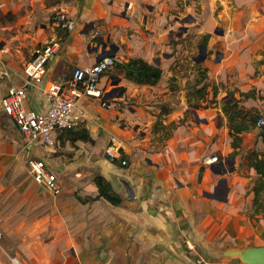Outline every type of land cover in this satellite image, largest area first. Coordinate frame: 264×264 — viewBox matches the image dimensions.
<instances>
[{"label": "crops", "instance_id": "0c3cea01", "mask_svg": "<svg viewBox=\"0 0 264 264\" xmlns=\"http://www.w3.org/2000/svg\"><path fill=\"white\" fill-rule=\"evenodd\" d=\"M10 1L0 0V7ZM65 1L71 5L69 15L78 21L102 18L108 30L107 42L86 53L80 42V37L87 34L83 26L78 25L70 33L63 32L61 48L49 62L43 82L29 85L28 109L46 110L48 101L43 91L46 83L61 77L71 65L76 67L96 62L105 49L116 51L115 55L122 61L142 57L159 65L163 75L157 84L147 85L127 79L117 68L111 75L105 73L101 81L105 95L114 89L118 78V85L125 87V91L121 96H117L120 91H116L112 97H105L112 101L110 107L102 105L98 98L81 99L80 107L86 115L83 125L94 142L81 139L73 142L64 131L58 136V147L51 148L43 145L40 138L27 139L3 111L1 98L11 86H20L25 81L24 69L5 68L9 74L4 75L7 79L0 80V133L4 139L16 142L21 149L17 156L11 157L16 158L15 163L26 158L44 159L57 174L63 190L57 196L48 193L34 180L29 169V172H4L0 175V229L11 232L12 236L16 234L14 230L20 228V233L24 229L28 235L16 256L9 253L0 239V264H144L145 261L151 264L162 246L177 255L184 241L196 245L206 243V221L216 219V206L222 203L206 196V193H216L217 181L220 180L218 177L213 183L208 182L212 178L209 170L219 171L208 159L217 156L223 160L234 148L229 138L222 139V145L212 143L211 128L198 122L205 120L207 113H196L192 105L199 102H189L197 81L196 70L193 63L180 53L187 51L181 46L186 43L184 39L188 34L212 33L216 19L208 18L194 28L197 22H193L191 17L192 0ZM199 1L212 3L216 0ZM173 19L180 22L178 27H175V22L171 23ZM256 20L259 23L251 29L228 27L224 30L216 27L218 35H210L212 41H219L220 47L216 59L218 70L212 75L213 85H209L206 96L218 99L220 94L229 93L227 101H231L234 95L240 99L239 105L243 108L257 100L254 84L246 82L237 68L229 67L239 60L243 48H255L259 42L263 43L264 24L261 25L255 16L250 22L255 24ZM240 31L246 32V39L237 38ZM173 39H180L182 43L177 42L175 46ZM112 45L118 48L112 49ZM171 47L178 50L168 53ZM201 49L206 54L207 45ZM206 57L207 54L202 61ZM0 76L3 77L2 74ZM210 80L205 78L198 82V87ZM253 82H257L256 79ZM213 87L218 89L216 97ZM249 91L253 92L250 97L241 95V92ZM204 99L206 97L200 100ZM188 113L189 119L185 120ZM225 116L226 122L228 117ZM173 123L178 126L173 127ZM227 128L230 135L229 120ZM246 131L250 130H244L241 135ZM63 134L66 137L60 144ZM111 138H116L127 154V165L119 167L106 157V147ZM22 139L28 141L26 153L20 148ZM57 149L60 154L54 153ZM201 167L204 170L200 176ZM100 174L111 181L121 194V204L114 205L105 198L80 201L78 196L86 198L98 194L94 178ZM4 180L13 181V186L24 185L21 197L14 194L15 189H3ZM229 206L227 209L237 214L243 210L237 204ZM219 213L222 214L221 211ZM196 216L198 220H195ZM243 219L235 214H230L226 220L220 216L214 227L224 231L234 242L238 238L255 246L264 245V218L250 224H244ZM191 224L198 229V235L187 237L189 231L185 228ZM33 227L37 229L32 230ZM217 238L215 236L216 242L222 244ZM29 244L36 246L30 247ZM176 262L182 264L183 261L176 259Z\"/></svg>", "mask_w": 264, "mask_h": 264}, {"label": "rangeland", "instance_id": "374dc122", "mask_svg": "<svg viewBox=\"0 0 264 264\" xmlns=\"http://www.w3.org/2000/svg\"><path fill=\"white\" fill-rule=\"evenodd\" d=\"M63 1L65 0H12L5 6L0 7V70L5 68L10 70L13 68L20 70L24 69L25 65L33 59L37 50L41 49L43 45L55 40L61 41L60 37L63 32L66 31L59 26L54 16L57 13H66L69 15L68 12L71 8L68 1H65L67 3ZM191 4V17L193 22H197L194 28H198V24L205 23L208 18H215V26L214 29H212V33H210V35L215 37L218 35L215 33L216 27H222L224 30L228 27L234 28L235 30H246L247 28L251 29L256 27V24L259 23H257L258 20H256L255 24L250 22L254 16L259 19L261 25L264 24V0H216L212 3L192 0ZM197 18H201V20L197 21ZM75 21L76 27L74 29L80 25L87 31L86 35L80 37V42L84 46L83 49L86 53L89 52V50L93 51L96 46L99 47L106 44L108 30L102 18L87 22L78 21L76 19ZM172 22L176 23L175 27H178L180 24V22L175 21V19H173L171 23ZM186 22H188L187 19ZM244 33L246 32L240 31V35L237 38L241 40L246 39L247 36ZM184 40H186V43H182L180 39H173V41H175V46L177 42H181V48L185 47L187 50L186 53H180V56L184 55L185 58H188L190 62L193 63L196 70L195 79L202 80V78L205 77L208 79L211 78L209 83L213 85L214 77H212V75L218 70L216 59L217 50L220 47L219 41L216 43L209 37L205 44L204 34L200 32H192L188 34ZM204 45H207V57L202 61V51L204 49H201V46ZM254 47L255 48H243L240 52L239 60H235L236 62L234 65L230 63V65L227 64L229 67L234 66L237 68L241 72L242 78L246 82L253 83L256 87L255 93L257 100L252 101L251 106L244 108V111H248L247 115L249 116L257 117L264 110V41L263 43L259 42V44H256ZM177 50L178 48L171 47L168 53L176 52ZM249 50H251V54L248 52ZM197 62H199V65ZM74 67L73 65L69 66L62 76L68 78ZM115 71L116 69L114 66L110 68L106 74L111 75L115 73ZM5 79H7L6 76H0L1 81ZM254 79H256L257 82L254 83ZM258 88L260 90H258ZM228 94H220L218 99H211L210 95H208L203 101L200 100L198 105H192L196 113H207L206 119H202L198 122L202 125L207 124L206 127L211 128V133H213L211 137L212 143L221 144L222 139L229 138L231 141L233 139V137L226 132L228 129V120L226 122L224 120L226 116L223 111V105L224 102L229 99ZM128 103L130 104V102ZM189 116L190 114L188 113L185 120H188ZM262 130L263 129H259L255 126L250 131L244 132L237 154L232 156L230 153L228 156L224 157L223 160L218 158V161L214 162L215 165H213L219 170L218 172L213 169L209 170L212 177H210L209 183H213L215 178L218 177H220V180L217 181L218 189L216 193L213 192L212 195L206 193V196L220 200L222 203L216 206L217 210L215 209L216 214H214V216L216 215V219H208L206 221L208 224L206 243L196 245L189 241L186 243L184 241V243L179 246L180 249H178L177 255L170 253L173 250H169L168 252V249L162 246L161 252L157 254L158 257H155V259L151 261V264H179V262H176V259L183 261L182 264H187V262L189 264H252L243 259L242 253L249 247H255V245L238 238L237 242H234L232 238H227L228 235L224 231H218L219 229L215 228L214 225L215 223L217 224L215 221H217L220 216L223 217V220H226L230 214L244 217V224L254 223L264 218V213L257 214L253 210L254 194L251 191V187L257 177V173L250 165L249 158L250 151L252 150L258 149L259 152L264 151L263 136L261 134ZM2 134L3 133H0V175L4 172H29L26 163L28 158L21 163H15L14 160L16 158L12 159L11 156H17V151L21 149L17 147L18 144L16 142L13 143L11 140L4 139L5 137H3ZM65 137L66 135L63 134L60 144L64 142ZM211 141H208V143ZM19 143L21 144L20 148L26 153L28 151L26 148L28 141L23 140V146L22 142ZM55 147H58V142ZM58 151L59 149L54 153L57 154L59 153ZM211 154H213V152H211ZM105 155L106 157L108 156L107 153ZM108 158L111 160L109 156ZM129 163H131L130 160ZM116 165L121 167L120 164ZM11 182L13 181H2L3 184L5 183L2 188H9V190L15 189L14 194L21 197L25 186H13ZM45 190L50 193L47 189ZM236 204L243 209L239 210L238 214L227 209L229 205ZM245 206L247 208H244ZM220 211L222 214L219 213ZM198 219L199 218L196 216L195 220ZM229 225L231 226V223H229ZM36 227H33L32 230L37 229ZM185 229L190 233H188L187 237L198 235V229L196 226L194 227L193 224ZM19 230L22 229L18 228L14 230L16 232V234H14L16 238H14L13 234L12 236L10 235L11 232L1 230L0 234V239L4 242L9 253L13 256L20 254V244H22L24 238L26 241V236H28L24 233V229L21 233ZM215 236L223 243L220 244L216 242ZM187 237L186 239H188ZM29 246L31 247L32 245L29 244ZM147 262L149 263V261H145L144 264Z\"/></svg>", "mask_w": 264, "mask_h": 264}, {"label": "built area", "instance_id": "2783aa9c", "mask_svg": "<svg viewBox=\"0 0 264 264\" xmlns=\"http://www.w3.org/2000/svg\"><path fill=\"white\" fill-rule=\"evenodd\" d=\"M54 19L66 32L76 27V21L71 15L57 13ZM61 41H53L38 49L33 59L24 68L25 81L20 86H11L1 98L3 111L11 117L17 128L27 139H41V143L54 148L60 133L76 127L84 122L85 111L80 107L84 97H94L101 100L102 105L110 107L112 101L105 99V89L101 85L103 75L122 59L117 55L103 57L96 62L84 66H76L71 75L58 77L49 81L43 87L47 97L48 108L44 111L32 110L26 107L29 85L41 84L47 73L51 59L59 52ZM2 76L8 75L4 69ZM255 125L264 129V110L257 116ZM107 155L113 159L122 157V147L116 138H111L106 147ZM210 162H217L218 157L212 156ZM122 165H127L128 160L122 159ZM28 169L34 180L51 194L60 195L63 188L57 174L47 165L42 158H30ZM1 234V230H0Z\"/></svg>", "mask_w": 264, "mask_h": 264}, {"label": "trees", "instance_id": "16d2710c", "mask_svg": "<svg viewBox=\"0 0 264 264\" xmlns=\"http://www.w3.org/2000/svg\"><path fill=\"white\" fill-rule=\"evenodd\" d=\"M209 37L210 34L204 35V43ZM115 68H117L121 73H124L127 79L137 84L155 85L160 81L163 75V69L159 65L150 63L142 57H132L128 60L118 62L115 65ZM205 78H202V80H197L196 84H194V88L191 90L192 93H190V103L193 104L199 102L201 98L206 97L210 83L206 81L203 83V85L198 87V82L205 80ZM213 91L214 96L216 97L218 94V89L216 87H213ZM241 95L250 97L251 95H253V92H241ZM239 102L240 99L235 98L233 95L231 97V101H226L223 105V111L225 112L229 120L230 135L233 137L232 146L234 150L231 153L232 156H235L237 154V150L240 147V141L242 139L241 133L244 130H251L252 128H254L256 126L255 122L257 119L256 116L247 115V113L244 111V108L239 105ZM172 126L176 128L178 124L173 123ZM65 132H68V135L71 137L73 142L79 139L94 142L89 130L83 125V122L78 124L74 128L66 130ZM261 134L263 136L264 142V129L262 130ZM126 157L127 154L122 151L121 159L113 158L111 160L116 164L124 166L122 165L121 161ZM249 158L250 165L256 170L257 173V177L251 187V191L254 194L253 210L257 214L264 213V151L259 152L258 149L252 150L250 151ZM202 171L203 168L201 167L200 176ZM94 180L98 187V194L95 197L88 196L86 198L78 196L80 201L87 202L97 200L99 198H105L114 205H119L123 202V197L121 196V194L115 190L111 181H109L104 175H97Z\"/></svg>", "mask_w": 264, "mask_h": 264}, {"label": "water", "instance_id": "95a60500", "mask_svg": "<svg viewBox=\"0 0 264 264\" xmlns=\"http://www.w3.org/2000/svg\"><path fill=\"white\" fill-rule=\"evenodd\" d=\"M111 48L112 49L114 48L116 50L118 47L116 45H112ZM115 52L116 51H113V50L110 51V50L105 49V50L101 51L98 59H101V58L109 56V55H115ZM157 63H159V61H157ZM119 81H120V78L115 80L114 84H116V85H115V87H113L114 89L107 91L105 97H108V96L112 97L116 91H120L118 94H116L117 96L123 95V93L125 91V87L119 86L118 85ZM127 184L128 183H126V185ZM242 256H243V259L245 261L250 262L252 264H264V245L249 247L245 251H243Z\"/></svg>", "mask_w": 264, "mask_h": 264}, {"label": "flooded vegetation", "instance_id": "af4514ba", "mask_svg": "<svg viewBox=\"0 0 264 264\" xmlns=\"http://www.w3.org/2000/svg\"><path fill=\"white\" fill-rule=\"evenodd\" d=\"M202 53H203V55H202V56H203V57H205V56H206V54L204 53V50L202 51ZM203 57H202V58H203Z\"/></svg>", "mask_w": 264, "mask_h": 264}]
</instances>
